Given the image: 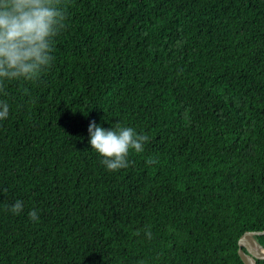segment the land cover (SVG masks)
<instances>
[{"label": "trees", "instance_id": "trees-1", "mask_svg": "<svg viewBox=\"0 0 264 264\" xmlns=\"http://www.w3.org/2000/svg\"><path fill=\"white\" fill-rule=\"evenodd\" d=\"M59 4L51 65L0 95V264H244L238 238L264 231V0ZM90 121L149 140L108 171Z\"/></svg>", "mask_w": 264, "mask_h": 264}, {"label": "clouds", "instance_id": "clouds-1", "mask_svg": "<svg viewBox=\"0 0 264 264\" xmlns=\"http://www.w3.org/2000/svg\"><path fill=\"white\" fill-rule=\"evenodd\" d=\"M65 19L59 0H0V95H6L4 84L36 79L51 65L54 40ZM8 117L9 104L0 99V121ZM87 134L90 149L101 157L106 170L113 172L127 168L130 152H143L149 140L133 127L116 124L104 128L95 121L89 122ZM8 210L20 215L23 202L16 200ZM28 217L38 221V210H30Z\"/></svg>", "mask_w": 264, "mask_h": 264}, {"label": "water", "instance_id": "water-1", "mask_svg": "<svg viewBox=\"0 0 264 264\" xmlns=\"http://www.w3.org/2000/svg\"><path fill=\"white\" fill-rule=\"evenodd\" d=\"M264 231H245L237 241L238 255L244 264H256L257 260H264V247L256 239Z\"/></svg>", "mask_w": 264, "mask_h": 264}]
</instances>
